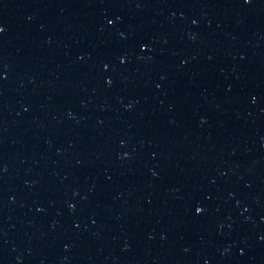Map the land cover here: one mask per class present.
<instances>
[{
    "label": "water",
    "instance_id": "water-1",
    "mask_svg": "<svg viewBox=\"0 0 264 264\" xmlns=\"http://www.w3.org/2000/svg\"><path fill=\"white\" fill-rule=\"evenodd\" d=\"M0 264H264V0H0Z\"/></svg>",
    "mask_w": 264,
    "mask_h": 264
}]
</instances>
